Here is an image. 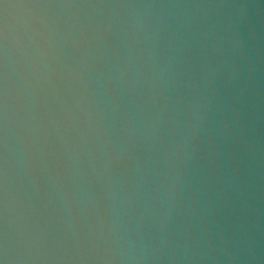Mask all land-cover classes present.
Segmentation results:
<instances>
[{"label":"clouds","instance_id":"9594fccd","mask_svg":"<svg viewBox=\"0 0 264 264\" xmlns=\"http://www.w3.org/2000/svg\"><path fill=\"white\" fill-rule=\"evenodd\" d=\"M0 264H264V0H0Z\"/></svg>","mask_w":264,"mask_h":264}]
</instances>
